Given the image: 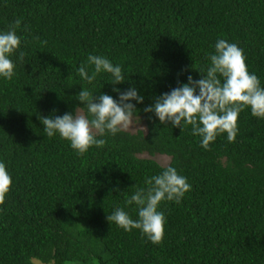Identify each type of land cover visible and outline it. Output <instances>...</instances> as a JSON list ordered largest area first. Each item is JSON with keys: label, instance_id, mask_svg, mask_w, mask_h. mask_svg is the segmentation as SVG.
Returning <instances> with one entry per match:
<instances>
[{"label": "trees", "instance_id": "16d2710c", "mask_svg": "<svg viewBox=\"0 0 264 264\" xmlns=\"http://www.w3.org/2000/svg\"><path fill=\"white\" fill-rule=\"evenodd\" d=\"M17 19L15 74L0 77V161L12 179L0 264H264V119L245 108L235 141L224 133L204 149L190 125L181 131L143 111L189 75L202 78L218 39L243 50L264 87V0H0V32ZM89 55L120 65L125 82L103 72L83 80ZM114 87L144 97L131 101L144 131L106 133L97 137L104 147L84 154L44 132L38 116L87 114L76 95L88 88L118 100ZM167 166L191 189L160 203L162 243L109 223L117 208L138 219L125 197Z\"/></svg>", "mask_w": 264, "mask_h": 264}, {"label": "clouds", "instance_id": "9594fccd", "mask_svg": "<svg viewBox=\"0 0 264 264\" xmlns=\"http://www.w3.org/2000/svg\"><path fill=\"white\" fill-rule=\"evenodd\" d=\"M20 24L21 20L17 19L6 32H0V77L7 80L15 74L16 65L10 57L21 44L16 34ZM19 58L23 60V52ZM209 60L206 72H200L202 78L195 80L189 75L187 83L156 97L153 105L143 109L145 113H154L162 124L171 122L181 131L190 125L192 134L201 137L204 149L224 133L229 142H234L238 117L245 108H250L252 116L264 119V87H261L257 75L249 72L243 50L235 43L218 39L215 53L210 54ZM89 66H94L91 74ZM102 72L111 74L113 85L125 82L121 66H114L104 56L89 55L87 63L78 69L79 76L89 84ZM113 91L119 93L118 100L105 93L94 95L88 88H83L76 99L86 107L87 114L38 116L44 132L48 137L59 134L78 154L86 153L93 146L104 147L107 141L97 137L106 133L114 136L127 129L137 112L131 101L143 103L144 100L135 87L124 91L114 87ZM145 183L146 188L137 189L130 198L125 197L126 204L137 206L138 219L134 220L123 208L115 209L106 218L125 231L139 229L151 243L158 245L163 241L166 224L163 212L158 211L160 203L165 200L179 203L191 185L171 166L147 178ZM11 186V176L5 163L0 161V205L5 204Z\"/></svg>", "mask_w": 264, "mask_h": 264}, {"label": "rangeland", "instance_id": "374dc122", "mask_svg": "<svg viewBox=\"0 0 264 264\" xmlns=\"http://www.w3.org/2000/svg\"><path fill=\"white\" fill-rule=\"evenodd\" d=\"M77 112L82 113V111L80 109H77L75 113H77ZM138 129L144 131L145 125L142 121H140L136 117H134L132 124L127 129H124V130L130 131V132H135ZM143 156H147V154H143ZM152 157L161 165H166L167 162L169 161V157L164 155V154H155ZM34 263L35 264H42V263H39L38 261H35Z\"/></svg>", "mask_w": 264, "mask_h": 264}, {"label": "water", "instance_id": "95a60500", "mask_svg": "<svg viewBox=\"0 0 264 264\" xmlns=\"http://www.w3.org/2000/svg\"><path fill=\"white\" fill-rule=\"evenodd\" d=\"M73 264H76V263H73Z\"/></svg>", "mask_w": 264, "mask_h": 264}]
</instances>
